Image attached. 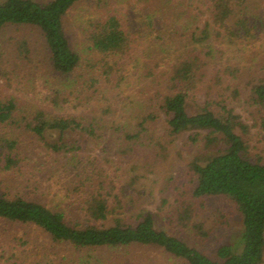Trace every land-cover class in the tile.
Masks as SVG:
<instances>
[{
	"label": "trees",
	"instance_id": "1",
	"mask_svg": "<svg viewBox=\"0 0 264 264\" xmlns=\"http://www.w3.org/2000/svg\"><path fill=\"white\" fill-rule=\"evenodd\" d=\"M85 1L0 0V35L12 27L38 30L48 75L38 102L32 94L36 89L16 79L18 67L34 61L31 40L17 39L12 64L2 59L0 44V171L24 186L15 194L0 191V220L41 229L51 241L77 249L138 245L160 248L186 264H264V161L249 155L246 137L253 126L264 127V65L250 60L264 55V14L255 0H152L148 8L153 4L154 11L142 22L154 38L171 24L184 41L181 51L145 62L144 70L151 67L141 74L152 79L151 92L138 100L125 94L124 84L131 75L139 78L130 66L141 59L109 1L80 19L85 43L97 56L91 70L81 67L67 23ZM112 77L117 83L110 96L102 84ZM237 106L256 114L255 124ZM126 109L133 112L125 115ZM192 130L190 139L207 150L189 165L193 196H226L242 219L239 233L214 257L161 229L155 213L135 196L137 180L112 177L96 157L86 163L79 157V136L137 146L155 142L164 148V138L174 141ZM52 133L57 140L50 139ZM29 139L39 141L49 155L71 154L76 162L70 169L66 165L74 180L62 195L38 194V177L23 171ZM177 212L178 224L197 227L189 206ZM21 253L5 257L21 264Z\"/></svg>",
	"mask_w": 264,
	"mask_h": 264
},
{
	"label": "rangeland",
	"instance_id": "2",
	"mask_svg": "<svg viewBox=\"0 0 264 264\" xmlns=\"http://www.w3.org/2000/svg\"><path fill=\"white\" fill-rule=\"evenodd\" d=\"M106 1H109L112 9L117 11L124 28L135 40L134 55L141 59V62L134 60L131 63L132 72L139 73V78L130 76L128 83L124 84L128 89L125 94L130 93L136 100L144 98L145 94L151 92L152 85V79L150 77L144 79L141 74L146 66L145 62L181 51L184 40L175 32V26L171 24L163 28L160 38H154L148 26L142 22V17L154 11L153 4L151 10L148 8L152 0H103L100 3L99 0H86L73 10L67 23L68 36L73 47L80 53L81 67L85 72L91 70L97 56L93 57L94 54L85 43L80 19L82 16L94 14V11L101 6L99 4L104 6ZM142 2L145 3L142 5ZM255 5L259 12L264 14V0H255ZM104 11H107L106 8L103 9ZM139 31L147 36H140ZM21 38L31 40L34 61L30 64L26 62L21 64L16 79L24 82L26 86H33V89H36L32 93L34 100L41 102L40 92L43 90V81L48 75H46L42 41L38 30L12 27L2 33L0 44L3 45L2 50H5L2 59L8 63L10 61L9 64L16 60L10 52L14 51L17 39ZM250 60L255 64L264 65L263 54L251 57ZM150 67L151 65H148V68ZM24 74H28L27 77L24 78ZM116 83L115 77H112L111 81H103V93L112 96L116 92L112 90ZM3 89L7 90V88ZM104 109H106L105 103H103ZM125 112V115H130L133 111L126 109ZM237 112L242 114L247 122L255 124L253 118L256 114L244 111L242 106H237ZM194 133V130L187 131L174 141H171L173 138L166 137L163 139L164 148L155 146V142L151 143V141L150 145L146 142L137 146L116 139L94 141L79 136L78 139L83 144L79 157L84 163L88 158L96 157L101 163L103 162L105 171L112 177H124L122 180H130L132 183L137 180V187L140 190L136 191L135 196L139 198L143 208L155 213L158 226L179 235L191 245L214 257L216 249L221 244L229 242L239 233L242 219L236 204L226 196H193L194 175L189 165L195 158L203 157L207 153L200 143H194L190 139ZM246 137L250 144L249 155L254 159L260 157L264 161V127L260 123L253 126ZM57 138L58 135L52 133L50 139L57 140ZM70 138L75 140L77 137ZM25 146L27 160L23 163V171L32 172L35 178L38 177L41 188L38 194L50 191L57 196L62 195L74 180L71 171H65L66 165H69L68 169L71 168L70 165H76L75 161L71 162V154L68 155L70 159L63 155H49L40 142L34 140L26 142ZM18 176L20 177L21 174ZM23 189L24 186L17 177H8L0 171V191L15 194ZM40 198L46 200V197ZM164 199L167 200L166 204L163 203ZM185 206L192 209L191 224H196V228L193 225L194 228L189 229L176 222L177 211ZM11 251L16 254L22 252L18 259L21 264H186L157 247L134 245L77 249L70 244L51 241L41 229L0 220V264H12L16 260H8L5 257Z\"/></svg>",
	"mask_w": 264,
	"mask_h": 264
}]
</instances>
